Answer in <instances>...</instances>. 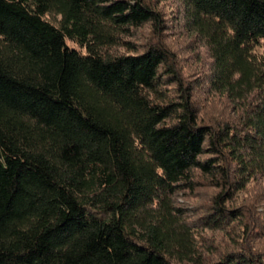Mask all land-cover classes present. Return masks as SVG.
Wrapping results in <instances>:
<instances>
[{
  "label": "trees",
  "instance_id": "1",
  "mask_svg": "<svg viewBox=\"0 0 264 264\" xmlns=\"http://www.w3.org/2000/svg\"><path fill=\"white\" fill-rule=\"evenodd\" d=\"M179 2L198 76L153 0H0V264H264V198L234 202L264 183V0Z\"/></svg>",
  "mask_w": 264,
  "mask_h": 264
},
{
  "label": "rangeland",
  "instance_id": "2",
  "mask_svg": "<svg viewBox=\"0 0 264 264\" xmlns=\"http://www.w3.org/2000/svg\"><path fill=\"white\" fill-rule=\"evenodd\" d=\"M154 5L157 10L161 13L162 18L167 23V30L159 36H156L158 39L163 40L165 44L174 52L176 56V65L184 76L192 77L198 76L206 68V52L204 47L194 39V37L184 30L179 25V12L181 10V5L179 0H153ZM51 20H55L54 17L49 16ZM151 30L148 27L143 26L137 29L136 35L129 37L128 40L139 44L143 42L144 38L155 39V36L151 35ZM120 51H125L123 48H119ZM198 94V93H197ZM199 93L196 97L197 100L200 99L199 104L202 105V112L204 114H211V116H216L220 114L223 104L221 99L216 95L211 97L208 95L201 96ZM251 181L248 183L244 189L239 190L235 193L234 202L235 203H249L252 199H255L258 194L261 195V198H264V183ZM214 191L211 187L207 185H198L193 189L183 190L177 192L173 195L172 200L175 205L184 206L189 209L188 214H194L198 212V208L208 202L209 195ZM260 197V196H259ZM264 199L257 203L256 212L257 216L264 218ZM91 214L99 216L96 212L90 211ZM261 225L262 222H261ZM201 234L209 241H215L217 245L223 246L229 244L230 241L226 238L223 232L219 230H204ZM256 239L258 245L264 246V226L260 227L257 231ZM257 245V246H258Z\"/></svg>",
  "mask_w": 264,
  "mask_h": 264
}]
</instances>
